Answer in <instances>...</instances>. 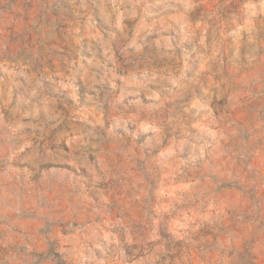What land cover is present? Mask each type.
I'll use <instances>...</instances> for the list:
<instances>
[{
  "label": "rangeland",
  "instance_id": "1",
  "mask_svg": "<svg viewBox=\"0 0 264 264\" xmlns=\"http://www.w3.org/2000/svg\"><path fill=\"white\" fill-rule=\"evenodd\" d=\"M0 264H264V0H0Z\"/></svg>",
  "mask_w": 264,
  "mask_h": 264
}]
</instances>
